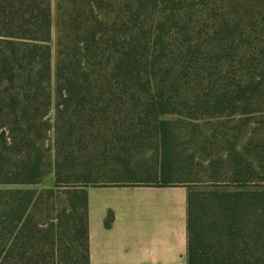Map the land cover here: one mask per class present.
<instances>
[{"label":"trees","instance_id":"obj_1","mask_svg":"<svg viewBox=\"0 0 264 264\" xmlns=\"http://www.w3.org/2000/svg\"><path fill=\"white\" fill-rule=\"evenodd\" d=\"M124 183L188 187V264H264V0H0V264H90Z\"/></svg>","mask_w":264,"mask_h":264},{"label":"crops","instance_id":"obj_2","mask_svg":"<svg viewBox=\"0 0 264 264\" xmlns=\"http://www.w3.org/2000/svg\"><path fill=\"white\" fill-rule=\"evenodd\" d=\"M87 190L90 264H188L186 185L124 183Z\"/></svg>","mask_w":264,"mask_h":264},{"label":"rangeland","instance_id":"obj_3","mask_svg":"<svg viewBox=\"0 0 264 264\" xmlns=\"http://www.w3.org/2000/svg\"><path fill=\"white\" fill-rule=\"evenodd\" d=\"M146 177L142 176L141 180H146ZM54 185V173L51 172L46 176V178L43 180L42 183H40L38 186L39 187H44V186H49V185Z\"/></svg>","mask_w":264,"mask_h":264}]
</instances>
